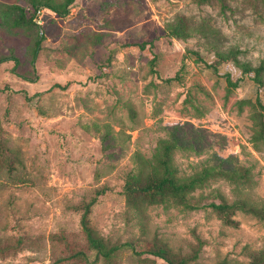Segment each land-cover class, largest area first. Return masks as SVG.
Returning <instances> with one entry per match:
<instances>
[{
  "label": "rangeland",
  "instance_id": "rangeland-1",
  "mask_svg": "<svg viewBox=\"0 0 264 264\" xmlns=\"http://www.w3.org/2000/svg\"><path fill=\"white\" fill-rule=\"evenodd\" d=\"M0 0V15L10 18ZM185 17L191 35H169ZM40 26L0 31V264H169L168 247L191 262L246 264L264 248V84L234 60L264 62V0H76L70 13L37 12ZM40 21V22H37ZM44 33L35 66L28 47ZM190 51H195V54ZM238 86H229L227 76ZM263 129V131L261 130ZM259 137V140L255 138ZM164 141L181 175L206 172L191 206H131L123 192L140 159ZM108 243L96 258L82 229L83 207ZM228 203L226 219L209 204ZM247 200L256 214L239 208ZM85 250L90 259L68 258Z\"/></svg>",
  "mask_w": 264,
  "mask_h": 264
},
{
  "label": "trees",
  "instance_id": "trees-1",
  "mask_svg": "<svg viewBox=\"0 0 264 264\" xmlns=\"http://www.w3.org/2000/svg\"><path fill=\"white\" fill-rule=\"evenodd\" d=\"M76 0H10L4 7V11L9 12L10 18L7 19L5 15H0V31L11 30L14 32L34 29L40 26L36 23L37 12L41 8H48L55 12L60 17H65L70 13L71 6ZM167 32L169 35L177 38H186L191 35L190 25L186 18L181 16L175 22L167 24ZM44 33L36 31L32 35L31 44L28 47L29 63L34 67L37 60L41 43L44 39ZM195 53V51H190ZM198 54V53H195ZM233 51L229 53H217L218 59L216 62H223L226 60H234L235 63L242 69L243 74L254 73V79L257 84H264V62L258 66L250 65L245 61H241L237 57H233ZM12 59L15 61L14 70L28 80H31V73H21L18 71L22 59L16 53L4 55L0 57V63L5 60ZM241 79L233 81L230 75L227 76L229 86H238ZM262 112L258 116L259 125L264 127V105L260 103ZM263 131V129H261ZM257 140L259 137L255 136ZM177 148V143L164 141L163 151L157 157L156 162L150 166L151 163L140 159V164L137 166L135 172L128 174L123 192L126 196L127 202L135 207L141 209L145 204H179L184 207L191 206L192 193L197 189L205 186L208 176L206 172H200L197 175L185 176L179 173V170L174 162L173 155ZM107 187L103 186L95 190L93 200L86 203L83 207L84 211L81 218L82 229L86 235L87 245L96 258L111 259L114 254L120 250L125 244H110L102 236L98 235L90 224L89 215L92 207L97 202L98 197L105 194ZM218 193L221 198V203L212 202L209 205L217 212L224 214L226 219L229 220L227 215L228 208L234 207L236 203H228L226 199ZM239 208L256 214L259 212L257 206L250 205L247 200L239 203ZM149 253L164 259L169 264H202L199 262H191L189 256H180L178 253L173 252L168 247L156 248L152 247ZM249 260L246 264H264V248L262 249H249ZM68 258H80L89 260L90 255L87 251L81 249L74 253H70L67 257H61L58 261H63Z\"/></svg>",
  "mask_w": 264,
  "mask_h": 264
},
{
  "label": "built area",
  "instance_id": "built-area-1",
  "mask_svg": "<svg viewBox=\"0 0 264 264\" xmlns=\"http://www.w3.org/2000/svg\"><path fill=\"white\" fill-rule=\"evenodd\" d=\"M40 12H41V9L38 10V14H40ZM37 22H40V21H37Z\"/></svg>",
  "mask_w": 264,
  "mask_h": 264
}]
</instances>
